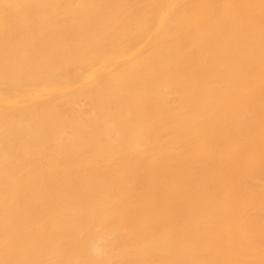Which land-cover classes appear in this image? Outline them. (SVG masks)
<instances>
[{"label":"bare ground","instance_id":"bare-ground-1","mask_svg":"<svg viewBox=\"0 0 264 264\" xmlns=\"http://www.w3.org/2000/svg\"><path fill=\"white\" fill-rule=\"evenodd\" d=\"M0 264H264V0H0Z\"/></svg>","mask_w":264,"mask_h":264}]
</instances>
